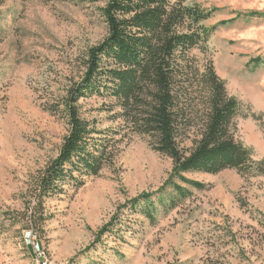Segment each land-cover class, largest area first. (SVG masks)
<instances>
[{"label": "rangeland", "instance_id": "rangeland-1", "mask_svg": "<svg viewBox=\"0 0 264 264\" xmlns=\"http://www.w3.org/2000/svg\"><path fill=\"white\" fill-rule=\"evenodd\" d=\"M107 4L0 0V264H264V176L184 175L202 190L172 178L173 161L153 150L150 137L112 121L119 109L104 112L114 104L107 98L82 99L80 111L101 130L121 128L113 166L79 191L46 201L45 221L31 219L34 180L59 155L70 129L61 112L48 109L80 83L89 51L107 38ZM189 4L210 13L204 25L213 30L190 57L201 73L212 65L228 95L242 103L235 137L262 161L264 0ZM196 123L181 143L185 150L200 139ZM143 195L152 196L154 221L132 210ZM112 221L114 231L97 238Z\"/></svg>", "mask_w": 264, "mask_h": 264}, {"label": "trees", "instance_id": "trees-1", "mask_svg": "<svg viewBox=\"0 0 264 264\" xmlns=\"http://www.w3.org/2000/svg\"><path fill=\"white\" fill-rule=\"evenodd\" d=\"M190 1L108 0L102 11L107 38L89 51L80 83L48 109L61 112L70 129L59 155L34 180L32 220L45 221L46 201L79 191L87 178L114 164L121 128L101 130L82 117L80 100L91 97L114 102L102 110L119 109L111 120L122 122L132 134L150 137L153 150L173 161L172 178L191 187L202 190L204 185L185 174L237 170L244 176H264V160L256 161L253 151L235 137L234 120L243 114L242 103L228 95L212 65L201 73L190 57L191 51L207 45L213 31L204 25L210 13ZM197 121L202 123L200 139L185 150L181 143ZM173 187L181 197L190 194ZM151 199L143 195L131 204L133 211L154 221ZM113 222L97 238L112 233Z\"/></svg>", "mask_w": 264, "mask_h": 264}, {"label": "bare ground", "instance_id": "bare-ground-1", "mask_svg": "<svg viewBox=\"0 0 264 264\" xmlns=\"http://www.w3.org/2000/svg\"><path fill=\"white\" fill-rule=\"evenodd\" d=\"M45 264H49V263L46 262Z\"/></svg>", "mask_w": 264, "mask_h": 264}, {"label": "built area", "instance_id": "built-area-1", "mask_svg": "<svg viewBox=\"0 0 264 264\" xmlns=\"http://www.w3.org/2000/svg\"><path fill=\"white\" fill-rule=\"evenodd\" d=\"M45 264V263H44Z\"/></svg>", "mask_w": 264, "mask_h": 264}]
</instances>
